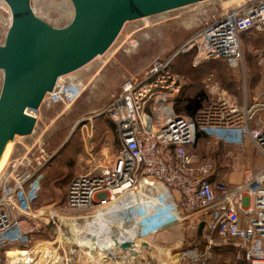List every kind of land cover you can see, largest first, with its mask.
<instances>
[{"label": "built area", "instance_id": "built-area-1", "mask_svg": "<svg viewBox=\"0 0 264 264\" xmlns=\"http://www.w3.org/2000/svg\"><path fill=\"white\" fill-rule=\"evenodd\" d=\"M242 2L215 17L170 59H154L140 77L123 83L104 111L115 124L119 151L107 165L72 179L66 206L81 212L98 210L127 193L135 198L143 190L142 182L150 184L145 190L152 197L145 195L148 204L139 206L137 229L123 236L120 245L131 243L133 249L138 242L188 221V229L199 232L200 241L180 254L182 264H212L221 247L232 250L236 264H264V165L256 172L245 171L243 182L230 186L213 180L217 173L213 162L188 151L202 133L236 147H244L249 138L264 155V126L251 129L257 113L264 111V103L239 105L209 75L203 81L208 103L194 117L174 111L185 87L184 77L173 70L181 53H191L194 68L217 60L242 62V35L264 32V0ZM77 89V85L58 81L44 101L65 103L71 98L67 93L75 94ZM76 95L73 97L80 96ZM50 159L41 150L34 158V171L29 169L32 162L22 165L24 170L12 177V185L0 197V264L36 261L32 247L39 227L25 215L29 192L40 190L41 170ZM14 247L22 253L16 263L8 255Z\"/></svg>", "mask_w": 264, "mask_h": 264}, {"label": "rangeland", "instance_id": "rangeland-1", "mask_svg": "<svg viewBox=\"0 0 264 264\" xmlns=\"http://www.w3.org/2000/svg\"><path fill=\"white\" fill-rule=\"evenodd\" d=\"M242 3V0H209L127 23L104 56L75 72L73 77H64V83L78 86L79 97H71L65 103L58 104L44 101L37 113H31L37 117L35 130L31 136L15 139L16 145L11 148L0 172V197L5 187L12 185V177L24 170L29 159V163L33 164V168L29 169L34 171V158L39 156L41 150L51 156L41 170L44 174L41 189L31 207L40 220L39 231L32 247L37 264H182L180 254L200 241V233L191 232L188 221L146 239L149 245L143 244L144 254L135 259H128V254L121 251L118 256H101L99 251H95L93 258L87 253L91 251L88 247L64 242L62 234L72 236L71 228L75 226L81 235H87L88 222H92L95 212L101 209L90 212L69 209L66 206L67 191L70 182L77 175L75 172L79 169V158L99 152L106 145L111 135L108 134L111 121L104 111L118 96L122 84L131 78L140 77L154 59H170L215 17ZM31 5L35 14L54 28L67 27L74 18V8L70 0H31ZM11 22V11L0 0V46L5 43ZM242 50V62L218 60L199 66L198 69L193 66L191 53H181L173 64V70L184 77L185 87L180 100L178 98L174 103L175 113L192 117L185 111L186 103L179 102L205 94L203 81L209 75H214L239 105H244L245 101L252 104L264 103V32L252 31L243 37ZM3 81L4 72L0 70V95ZM206 103L208 99L203 102L204 105ZM263 126L264 111H260L251 124V129L256 130ZM66 138L68 142L62 147ZM34 143L36 146L28 151V157L23 158L27 148ZM255 145L248 138L244 147L230 146L201 134L190 152L199 159L213 162L219 175L236 173L237 164L245 173L247 170L254 172L252 168L245 166L246 153L255 161H262L264 165V156L259 155ZM17 159L18 162L15 161ZM139 191L140 194L135 198L132 194L129 195V207L123 213L130 228L138 226L136 215L140 213V199L152 197L146 190ZM45 250L49 252L46 253L49 256L45 254L46 257H42ZM231 251L218 253L212 264H236Z\"/></svg>", "mask_w": 264, "mask_h": 264}, {"label": "water", "instance_id": "water-1", "mask_svg": "<svg viewBox=\"0 0 264 264\" xmlns=\"http://www.w3.org/2000/svg\"><path fill=\"white\" fill-rule=\"evenodd\" d=\"M12 14L0 70V163L17 137L31 136L46 96L60 78L104 56L130 22L162 15L209 0H70L72 22L58 29L41 20L31 0H3ZM226 1V0H224ZM204 224H201L200 230ZM145 245H148L145 243ZM131 243L121 249H131Z\"/></svg>", "mask_w": 264, "mask_h": 264}, {"label": "bare ground", "instance_id": "bare-ground-1", "mask_svg": "<svg viewBox=\"0 0 264 264\" xmlns=\"http://www.w3.org/2000/svg\"><path fill=\"white\" fill-rule=\"evenodd\" d=\"M73 74H70L68 77H73ZM63 80H64V77L60 78L59 83L62 82ZM76 91H77L76 92L77 95H79L80 91L78 89ZM76 93L72 94L71 92H68L67 94L69 96L73 97L74 95H76ZM10 151H11V148L8 149L3 156V159L0 163V172L2 171L3 167L6 164V161L8 159L9 154H10ZM149 185L150 184H146V183L142 182V188H143L144 192H145V189ZM152 186H153V184H152ZM154 187L158 188L159 190L161 189V186L154 185ZM126 195H127V197H126ZM129 195H130V193L124 194L119 199H116L114 202H112V203L106 205L105 207L101 208L100 210L96 211L95 217H94L95 219L92 222H88L87 235H81L80 230L75 226L74 228H71L72 236H68L67 234H62L63 241L68 243V244L80 245L81 247H88L89 249H91V251L87 252V253H89V256H91L93 258H95V255H94L95 251H99L101 253V256L105 255V254H107V255L108 254H112V255L114 254V255L118 256L121 254L120 253V251H121L123 253L128 254V256H127L128 259L129 258H131V259L137 258L139 255H141L143 253L142 247L146 246L145 243L148 244L147 242H141V243L138 242V244L133 249H131L130 251H124L123 249H121V245L119 244V242L124 239L123 236L127 235L128 233H133V231H135V228H136L135 227L136 225L133 228H130V226H128L126 224L125 216H123L124 210L127 209L126 206H128L127 203H129V201H128ZM152 202L153 203L157 202V199H155V198L152 199ZM146 204H148V201L144 197H142L140 199L139 206H141V205L146 206ZM74 220H72V221H74ZM90 223L94 227L97 226V228L99 230L98 231H95L94 229L91 230L90 229ZM171 231L173 232V230H171ZM121 236L123 238H121ZM143 244H144V246H143ZM83 250H85V249H83ZM43 253L44 254L42 255V257L43 256L46 257L45 256L46 253L49 254V252H47L46 250ZM8 255L10 257V262L16 263L17 261L20 260L22 253L20 251L11 250V251H9ZM37 255H38V253H37ZM47 256H49V255H47ZM37 263L38 262L33 261L32 264H37Z\"/></svg>", "mask_w": 264, "mask_h": 264}, {"label": "crops", "instance_id": "crops-1", "mask_svg": "<svg viewBox=\"0 0 264 264\" xmlns=\"http://www.w3.org/2000/svg\"><path fill=\"white\" fill-rule=\"evenodd\" d=\"M109 120L111 121V125H109L110 128H108V134H111V135H109L106 145L104 147H102L101 150H99V152L91 153L87 157H83V156L80 157L79 163H78L79 169H77L75 174L79 175L81 173L94 171V170L98 169V167H100V166L107 165L108 163L113 161V159L116 157V155L119 151V148H120V143H119V140L117 137L115 124L110 118H109ZM67 142L68 141L66 138L65 141L62 143V147L66 146ZM34 145H35V143L27 148V153L25 154V156L23 158L28 157L29 152L31 151V149L33 148ZM191 148L192 147H190L188 149L189 152H190ZM257 149H258L257 152H259V155H263L258 147H257ZM246 156L247 157L245 160L246 161L245 166L252 168L254 172L258 171L261 167H263L262 161H258V160L255 161L248 153H246ZM19 159L15 160V161L17 162ZM29 162H30V159L28 160V163ZM240 168H241V166L237 164V169H236L237 172L236 173L223 174V175H219L218 173H216V178H214L213 180L223 181V182L230 184L232 186L238 185V184L242 183L244 180V173H243L244 171L242 172ZM41 174L44 175L42 171H41ZM40 189H41V184H40ZM39 191H30L29 192V209L26 211V215H25V219H27L31 224L37 225L38 227L40 226L39 217H38V215L33 213L31 207H32V203L37 198ZM90 229L91 230L94 229L95 231L99 230L97 228V226L94 227L91 223H90ZM38 231H39V229L35 232L34 238L38 234ZM11 250H21V248L14 247V248L9 249V251H11Z\"/></svg>", "mask_w": 264, "mask_h": 264}, {"label": "trees", "instance_id": "trees-1", "mask_svg": "<svg viewBox=\"0 0 264 264\" xmlns=\"http://www.w3.org/2000/svg\"><path fill=\"white\" fill-rule=\"evenodd\" d=\"M250 32H252V31H250ZM250 32L244 33L242 35V38L245 37ZM206 63H208V62H205L202 65H205ZM200 67H198V68H200ZM198 68H196V69H198ZM205 94H200L194 99H187V100H182L181 99L182 101H180L179 103H182V104L186 103V106H185L186 113H188L189 115L194 117L207 104V103L205 105L203 104L204 100L208 99V101H209V95L206 92V90H205ZM178 100H180V98ZM201 134L202 133H198L197 137L200 138ZM217 251H218V253H225V252L231 251V249L230 248L221 247V248H217Z\"/></svg>", "mask_w": 264, "mask_h": 264}]
</instances>
